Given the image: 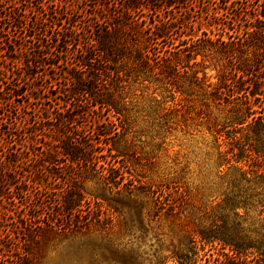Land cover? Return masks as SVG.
<instances>
[{
  "label": "rangeland",
  "instance_id": "374dc122",
  "mask_svg": "<svg viewBox=\"0 0 264 264\" xmlns=\"http://www.w3.org/2000/svg\"><path fill=\"white\" fill-rule=\"evenodd\" d=\"M44 2L94 39L118 30L112 44L122 48L96 70L102 90L90 88L85 97L80 93L96 79L93 70L78 90L73 65L40 68L46 77L35 76V68L26 75L42 31L31 29L23 11L39 0H0V81L28 93L0 116V258L230 264L231 248L201 235L239 221L236 213L246 215V227L259 219L256 206L238 203L251 178L249 158L264 150V0ZM147 51L149 60L142 56ZM89 137L107 157L100 164L124 174L119 187L61 154L75 142L91 143ZM27 183L35 186L29 208L20 193L28 192ZM44 187L47 193L38 194ZM68 191L84 194L82 212H58L56 196ZM39 213L49 219H23ZM46 220L58 231L42 240L37 225Z\"/></svg>",
  "mask_w": 264,
  "mask_h": 264
},
{
  "label": "trees",
  "instance_id": "16d2710c",
  "mask_svg": "<svg viewBox=\"0 0 264 264\" xmlns=\"http://www.w3.org/2000/svg\"><path fill=\"white\" fill-rule=\"evenodd\" d=\"M50 6L45 5L44 0H39L38 7H29L23 11L24 17L29 18L33 22L31 29L34 32H38V30L42 31L40 38H37L38 45H34V53L32 56L34 61H27L26 68L28 70L26 71V75L30 74V68H35L37 70L35 76L46 77V72L45 74H41L42 72L40 71V68L43 70L51 69L52 71H56L62 67L73 65V70L76 71L75 87L77 90L82 86H85L86 82H82V80L85 79L83 77L88 70H93V77L96 78L93 79V82L90 80V85L87 87L88 91H82L84 94L80 93L83 97L89 94L90 88H97V91H101V87H104L105 84L101 83L96 70H99L98 68H105L104 66L109 64V58H115V55H117L115 52L119 48H122H117L115 44H112L113 40H118L116 36L118 30H112L111 32V30L107 29L105 36L103 37L104 40L103 38L94 39L91 34L88 33V35L84 31H79L74 17L66 16L65 14L62 15L56 11L51 13V10L53 9ZM48 23H51V25L49 26ZM17 28L22 29L20 26H17ZM2 32L3 31H0V35ZM32 38L36 39V36H33ZM85 39H87V41L83 44L82 41ZM45 42H47L46 45H44ZM0 46L2 45L0 44ZM79 47L83 50L80 52V55L76 56L74 52L78 50ZM142 56L145 57L146 60L150 59L148 51L142 53ZM70 57L72 60L76 57L78 60L73 63ZM9 59H12V57ZM0 82H2V85L4 86L3 88L0 87V92L5 91L6 89L9 91L8 99L6 97L0 99L2 102L6 101V105L2 103L4 106H0L1 116V112L4 108L12 106L16 100L28 96V93H25L21 85L13 84V82L4 84L2 80ZM103 104L107 103L101 101L100 105ZM259 120L261 121L260 127L264 128V116L259 117ZM1 126L3 125L0 124V127ZM63 127L64 129L65 127L67 128L68 124L63 123ZM97 136L101 137L102 135L98 134ZM89 138L91 143L85 144L84 147H81L75 142L68 146L65 153L61 154L69 156L72 163L82 161L84 166L88 167L91 165L94 167V172L99 174L107 184L119 187L123 184L124 174L115 166V164L108 162L107 167L100 164V159L103 158L107 161V157L105 155H100L103 151L99 152L96 144L93 143L92 137ZM99 140L101 141V139ZM94 160L97 162H94ZM248 168L249 170L245 171V175L250 176L251 178L246 181L248 184L242 188L241 195L239 196L240 203L238 204L242 205L244 210L256 206V208L259 209V219L257 222L252 224V227H246L245 224H248L246 215L243 216L236 213L234 215L240 219L239 221L226 220L222 224L217 225L215 230H211L209 235H201L202 240L211 243L219 242L224 246L230 247L231 252L233 253L231 256H228L230 264H264V150L257 151L254 157L249 158ZM27 184L29 188L28 192L24 193L23 190H20V193L25 196L27 207L29 208L33 206L32 192L35 186L33 184ZM129 187L130 185L127 186V188ZM37 192L40 195H44L47 193V189L44 187V189L41 188ZM83 198L84 194L80 191H75V193L72 194L68 191L67 195H64L63 192L62 195L56 196V200L54 201L55 207L59 209L58 212L61 213L73 214L76 211L82 212L84 207ZM228 203L234 208L235 201H230ZM88 210L89 212L92 211L91 208H88ZM23 219H26V222L28 223V219L30 222V220L34 219L49 218L46 217V215L44 216V213H39L35 216H25ZM25 227H28V225H25ZM30 229L33 230L30 234H34L36 227L35 229H32L31 226ZM37 229L41 234V238H51L57 233L58 226L55 222L46 220L43 223H39ZM6 234H8V232ZM0 239H2L1 235ZM16 246L18 247V244H16ZM0 264H18V262L14 263V261L0 258Z\"/></svg>",
  "mask_w": 264,
  "mask_h": 264
}]
</instances>
